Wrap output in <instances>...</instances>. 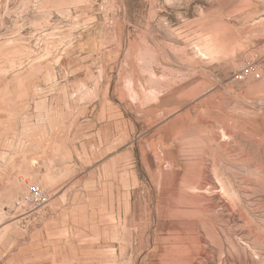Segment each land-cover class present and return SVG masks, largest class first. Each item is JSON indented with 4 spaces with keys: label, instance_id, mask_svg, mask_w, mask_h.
<instances>
[{
    "label": "rangeland",
    "instance_id": "obj_1",
    "mask_svg": "<svg viewBox=\"0 0 264 264\" xmlns=\"http://www.w3.org/2000/svg\"><path fill=\"white\" fill-rule=\"evenodd\" d=\"M153 5L179 79L146 104L88 93L85 42L146 2L0 0V264H264V0Z\"/></svg>",
    "mask_w": 264,
    "mask_h": 264
},
{
    "label": "crops",
    "instance_id": "obj_2",
    "mask_svg": "<svg viewBox=\"0 0 264 264\" xmlns=\"http://www.w3.org/2000/svg\"><path fill=\"white\" fill-rule=\"evenodd\" d=\"M139 1L146 2V10L129 7L117 19L113 18L116 14L111 13V20L105 18L99 30L104 33L103 38L91 36L86 39L88 45L100 48V52H90L92 57L105 52L101 63L97 61L90 65L98 81L94 87L90 86L89 94L136 96L142 98V103L154 104L176 89L179 79L176 38L169 37L168 46L151 39L149 32L155 30L157 24L145 21L155 13V0Z\"/></svg>",
    "mask_w": 264,
    "mask_h": 264
},
{
    "label": "built area",
    "instance_id": "obj_3",
    "mask_svg": "<svg viewBox=\"0 0 264 264\" xmlns=\"http://www.w3.org/2000/svg\"><path fill=\"white\" fill-rule=\"evenodd\" d=\"M251 73L249 68L243 69L241 72L236 73L233 76L235 81H241L244 77ZM45 201V195L42 190L37 186H29L26 195L22 198L21 202H17V205L25 204L29 206L41 205Z\"/></svg>",
    "mask_w": 264,
    "mask_h": 264
},
{
    "label": "bare ground",
    "instance_id": "obj_4",
    "mask_svg": "<svg viewBox=\"0 0 264 264\" xmlns=\"http://www.w3.org/2000/svg\"><path fill=\"white\" fill-rule=\"evenodd\" d=\"M202 56H204V55H202ZM212 204V203H211ZM218 205V204H217ZM215 206V205H214ZM219 206V205H218ZM210 208H211V206H210Z\"/></svg>",
    "mask_w": 264,
    "mask_h": 264
}]
</instances>
